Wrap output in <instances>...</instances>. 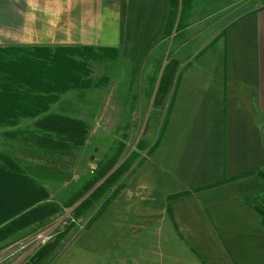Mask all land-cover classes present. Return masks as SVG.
<instances>
[{"label":"crops","instance_id":"1","mask_svg":"<svg viewBox=\"0 0 264 264\" xmlns=\"http://www.w3.org/2000/svg\"><path fill=\"white\" fill-rule=\"evenodd\" d=\"M168 9L169 0H0V47H98L124 60L131 80L116 88L118 110L152 107L166 65L157 71L158 51L178 62L155 149L96 220L49 243L42 264H264V5L231 20L224 7L179 6L164 37Z\"/></svg>","mask_w":264,"mask_h":264},{"label":"trees","instance_id":"2","mask_svg":"<svg viewBox=\"0 0 264 264\" xmlns=\"http://www.w3.org/2000/svg\"><path fill=\"white\" fill-rule=\"evenodd\" d=\"M189 3L190 0H169L164 37L172 34L179 6L181 14H186L190 8ZM181 14L176 31L182 25ZM96 55L93 47H0V124L19 117L38 118L33 132L30 133L31 137L26 141L35 147L36 156L42 159V168L45 171L57 174L69 171L77 158L78 150L86 142L88 127L84 121L63 114L45 113L59 100L60 95L71 90L83 91L92 88L90 68L86 60ZM177 68L176 60H170L164 66L154 97L155 106L163 105ZM163 129L162 125L155 144L146 155L159 143ZM6 134L16 136L18 132ZM124 148L125 145L121 144L109 158L98 161L96 168L79 188L66 197L62 205L49 200L47 189L24 173L12 158L0 155V250L18 233L33 225H43L59 215L63 207L73 208L120 163L125 156ZM144 148L140 143L137 151H132L73 209L76 219L96 208L87 221V226L101 215L122 189L123 185L119 182L138 158V152ZM258 175L264 179V172H259ZM257 211L264 228V205L258 207ZM53 251L51 245L46 244L24 264H42Z\"/></svg>","mask_w":264,"mask_h":264},{"label":"rangeland","instance_id":"3","mask_svg":"<svg viewBox=\"0 0 264 264\" xmlns=\"http://www.w3.org/2000/svg\"><path fill=\"white\" fill-rule=\"evenodd\" d=\"M195 4L197 10L200 12L210 6L212 10H218L224 7V17L231 20L240 14L261 5L263 6L264 0H190L188 6L191 7ZM188 12L189 10L187 13ZM6 47L11 46H4L1 48ZM93 49L97 55L86 60L90 68V80L93 83L92 88L83 91L71 90L64 95H60L59 100L52 104L45 113V115L54 113L63 114L74 119L82 120L87 124L88 133L86 142L84 146L78 150L77 158L69 171H62L57 174L45 171L41 165H39L43 164L42 159L36 156L37 152H35V147L26 141L31 137L30 133L34 130L33 124L36 118L26 119L25 117L24 119L23 117H19L18 119H11L8 122L6 121L0 124V155H7L12 158L24 173L34 178L47 189L50 194L49 200L61 205L66 197L73 190L79 188L82 182L90 175V168L92 167L93 171L96 168V163L109 158L116 152L119 145H125V156L120 161L121 163L132 151H137L140 143L143 144L145 148L138 152L139 156L133 164L139 162L142 158H147L146 152L157 140L165 113V110L162 109L163 105L155 106L154 102L150 108L136 110L128 106L126 109L124 108L121 110L120 108L118 110L115 102L118 96L116 88L120 86V84H130L131 78L129 69L126 67V62L124 60L116 59L114 56L108 58L107 55L103 54L105 53L103 52L104 50L98 47H93ZM165 51L169 53L167 47H165L164 50L161 49L158 51L157 58L160 59V61L156 66L157 71L161 69L164 63H169L168 60L170 57L169 55L166 57L164 56ZM164 57L167 58V60L165 59V61H163ZM120 95L121 94H119V96ZM17 130H20L22 134H17L16 137L7 134V136L4 135V132L11 133ZM83 169L85 172H83ZM78 202L74 206H77ZM95 209L96 208L93 210L90 209L86 215L94 213ZM69 211L70 214L75 217L72 213L73 208L63 207L60 214L56 215L50 221L45 222L43 225H33L15 235L7 242V245L0 250V252L4 251L3 254H0V264L26 263L36 252H34L31 249V245L27 243L30 241L31 236L47 229L49 226H52V224H57L54 222ZM79 219L81 218H77L76 220L81 223ZM70 226L76 229L79 227L76 224H70ZM70 226L68 225L64 229ZM61 233L62 232L57 234L53 240H56ZM53 240L50 242H53ZM23 246H25V248L21 249ZM10 247L11 250H8ZM58 258L59 256L54 258V260ZM63 259H65V257H63Z\"/></svg>","mask_w":264,"mask_h":264},{"label":"built area","instance_id":"4","mask_svg":"<svg viewBox=\"0 0 264 264\" xmlns=\"http://www.w3.org/2000/svg\"><path fill=\"white\" fill-rule=\"evenodd\" d=\"M52 224V226H49L47 229H44L41 232H37L33 236H31V239L28 244L31 245V249L35 252L42 246L46 245L48 242L52 241L53 238L63 231L64 228H66L70 224H76L78 225L77 231H81L85 228L87 222L79 223L75 217H73L69 212H66L61 218ZM62 230V231H61ZM65 230V229H64ZM26 246V244H25ZM25 246L21 247V249H24ZM11 250V247L8 248V250ZM7 251V250H6ZM4 251H1L0 254H3Z\"/></svg>","mask_w":264,"mask_h":264},{"label":"water","instance_id":"5","mask_svg":"<svg viewBox=\"0 0 264 264\" xmlns=\"http://www.w3.org/2000/svg\"><path fill=\"white\" fill-rule=\"evenodd\" d=\"M120 165V164H119ZM115 170V168H113L88 194H86V196H84L79 202L78 204L84 200L98 185H100L113 171ZM77 204V205H78ZM76 206L73 207V209L75 208Z\"/></svg>","mask_w":264,"mask_h":264}]
</instances>
